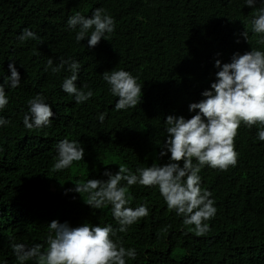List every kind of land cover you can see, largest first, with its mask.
Returning <instances> with one entry per match:
<instances>
[{
	"label": "trees",
	"instance_id": "obj_1",
	"mask_svg": "<svg viewBox=\"0 0 264 264\" xmlns=\"http://www.w3.org/2000/svg\"><path fill=\"white\" fill-rule=\"evenodd\" d=\"M97 7L114 17L116 27L89 47L87 38L76 41L79 28L70 29L67 20L76 12L91 16ZM259 7H264L259 0L252 8L244 0H0V83L10 74V60L21 78L16 88L6 85L9 102L0 111L9 121L0 127V264H20L14 243H39L47 251L53 219L118 228L111 205L93 209L85 202L87 193L67 190L88 178L106 180L105 169L115 173L123 165L135 171L169 162L170 153L159 155L165 117L195 114L188 105L202 99L215 80L216 59L224 63L237 51H264L251 24ZM25 27L40 39L20 40ZM244 31L248 41L240 35ZM50 57L53 66L69 57L78 60L74 83L87 85L84 91L92 89L93 96L76 103L61 89L70 71L65 65L52 72ZM121 68L138 77L142 98L135 107L117 110L118 97L103 72ZM37 93L51 104L53 122L28 129L23 116ZM101 112L106 113L102 122ZM258 128L241 123L235 166L201 169V188L212 193L217 209L205 234L169 210L158 187H129L130 206L147 203L150 213L117 232L126 248L137 251L127 264H264V141L257 139ZM65 138L80 141L85 154L55 170L56 145Z\"/></svg>",
	"mask_w": 264,
	"mask_h": 264
},
{
	"label": "clouds",
	"instance_id": "obj_2",
	"mask_svg": "<svg viewBox=\"0 0 264 264\" xmlns=\"http://www.w3.org/2000/svg\"><path fill=\"white\" fill-rule=\"evenodd\" d=\"M257 3L258 0H244L250 8ZM259 3L264 4V0H259ZM251 24L252 30L261 34L258 43L264 44V7L256 9ZM67 25L70 29L78 27L76 41L87 38L89 47L96 46L101 38L105 39L106 33H112L116 27L114 17L100 7L93 9L91 16L76 12L68 18ZM240 35L248 41L247 31ZM19 39L38 40L40 37L25 27ZM10 61V74L4 75L0 83V111L9 102L6 85L16 88L21 83L16 61ZM65 65L71 74L63 80L61 89L72 95L76 103L89 100L93 96L92 89L84 91L87 85L78 87L74 83L81 68L78 60L71 57L61 59L55 66L51 57L47 60L52 72H59ZM214 67L218 69L215 80L201 92L202 99L188 105V111L195 114L190 118L168 114L164 119L167 135L159 155L170 153L169 162L162 165L152 163L147 167H137L135 171L123 165L115 173L105 169L103 175L107 176L106 180L88 178L85 182L74 183V187L67 190L87 193L85 202L93 209L111 205L119 227L98 223L73 226L68 221L53 219L48 223L47 251H42L43 246L39 243L31 247L24 243L12 244L20 264L37 258V264H127L128 258L135 259L136 249L126 248L117 237V232H126L130 225L150 213L147 203L135 208L130 206L129 187L135 184L158 187L167 208L182 216L185 224L194 225V230L201 235L209 231L207 221L215 216L217 209L212 193L201 188L199 173L205 166L226 170L237 164L239 154L235 149V137L242 122L248 128L259 125L257 139L264 141V51L251 49L243 54L237 51L229 62L221 63L216 59ZM103 79L110 86L112 95L118 97L115 109H127L140 103L143 85L129 71L123 68L104 71ZM27 104L28 110L23 116L26 128L51 126L53 121L50 117L54 113L43 94L37 93ZM105 117L106 113L101 112L98 118L102 122ZM8 123L0 115V127ZM56 150L55 170L68 168L74 161L83 160L85 154L80 141L67 138L57 142Z\"/></svg>",
	"mask_w": 264,
	"mask_h": 264
},
{
	"label": "rangeland",
	"instance_id": "obj_3",
	"mask_svg": "<svg viewBox=\"0 0 264 264\" xmlns=\"http://www.w3.org/2000/svg\"><path fill=\"white\" fill-rule=\"evenodd\" d=\"M51 190H53V191H60V188L58 186H56V185H52L51 186Z\"/></svg>",
	"mask_w": 264,
	"mask_h": 264
}]
</instances>
